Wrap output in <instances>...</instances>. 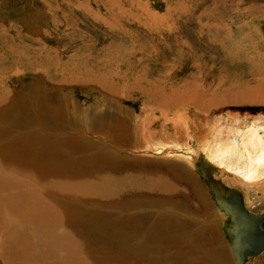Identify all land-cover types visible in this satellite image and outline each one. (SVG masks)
Segmentation results:
<instances>
[{
	"label": "rangeland",
	"instance_id": "rangeland-1",
	"mask_svg": "<svg viewBox=\"0 0 264 264\" xmlns=\"http://www.w3.org/2000/svg\"><path fill=\"white\" fill-rule=\"evenodd\" d=\"M65 94L69 95V100ZM1 97L6 99V104L0 108V118L6 105V109L10 106L14 108H11V115L4 122L5 133L0 134V163L4 159L12 162L28 160L27 168L32 172L26 173L24 179L20 169L18 172L13 169L12 172L9 171L10 167L0 166V177L9 180L7 185L13 183L12 191L18 189L38 199L43 198V201L64 200V197L44 191L39 181L44 178L50 185H56L57 179L63 181L70 177L71 181L74 177L87 176V169L107 170L109 163L115 166L113 169L117 172L115 169L119 163L115 160L122 164L125 160L129 161L124 158L128 155L120 146L131 143L132 115L147 113L158 116L161 112H183V115L190 116L192 113L198 115L200 111L215 118L229 114L248 118L262 115L264 0H0ZM16 109L20 111L17 113ZM203 115L202 123L207 120ZM121 122L124 123L123 128L127 125L129 133L123 138L120 133L115 138V130L119 129ZM87 125H93L94 128ZM105 134L106 140L103 137ZM18 136L37 138L38 144L30 152L27 151L30 155L15 156L20 145L16 140ZM108 141H112L111 144ZM66 143H73L74 146L64 147ZM47 146L48 151L52 149L51 154L47 151L44 153ZM80 146L81 149L78 148ZM55 152L65 153L64 159ZM52 153L56 154L55 159ZM42 156L52 158L50 161L55 165L51 162V167L57 164L60 169L62 164L66 167L62 171L57 168L55 174H40L37 166L32 164H36L37 158L41 159ZM155 161L149 159L147 162L169 169L170 172H175L176 168L180 170L176 165L179 161L174 158L166 162L160 159ZM70 163L78 165L72 166ZM131 163H134L131 164L133 174L127 179L130 182L121 183L123 185H118V188L116 185L112 187L124 191L128 190L132 180H141L147 185H142L143 188L136 195L103 202L93 201L90 205L80 199L74 203V206L86 210L83 213H108V221L111 222L116 220L125 224L124 218L131 215L139 218L136 233L128 228L124 232L119 230L123 235L117 231L119 235L114 236H123L121 241L120 238L113 239L105 234L98 237L94 234L92 238H95L91 239L99 252L90 250L95 256L90 264H122L123 260L128 264H235L222 231V216L214 207L207 184L193 168L181 165L177 179L185 178L177 191L171 190L172 194H168L161 187L158 177H150L145 173L149 165H142L135 160ZM171 164L176 165V168L169 167ZM77 166L82 169L77 170ZM27 181L28 184L24 185ZM227 184L242 192L249 211L264 213L262 190L255 198L256 202L251 203L242 187ZM182 186L193 190L182 192ZM79 192V195L83 194ZM130 200L133 203L125 209L123 204ZM2 220L0 245L11 240L10 231L7 232L5 227L9 223L7 220L3 223ZM155 223L163 227L155 229ZM85 224L84 220L82 228ZM6 232L9 236L5 239ZM19 237L20 241L23 240L21 242L30 243V239L35 241L37 247L30 249V255L39 259L35 264L56 263L55 259L45 256L43 250L46 245L40 246L36 236ZM112 239L115 241L112 242ZM123 239L129 242L126 244ZM105 240L115 246L110 248L109 243L106 246ZM124 243L127 249H131L128 254L125 246V249L121 247ZM107 247L114 249L111 251L113 254L121 252L120 258L128 257L127 260L115 256L117 259L113 263L115 259L112 261L113 254ZM114 247H117L116 250ZM137 249L140 251L135 254ZM4 250L1 247L0 264L5 262L2 257ZM16 250L22 255L27 252L19 244ZM106 252L110 256L108 261ZM37 253L42 257L34 256ZM132 258L134 262L136 260L135 263ZM251 260L249 264H264V251ZM83 262L81 264H86ZM30 263L34 264V260Z\"/></svg>",
	"mask_w": 264,
	"mask_h": 264
},
{
	"label": "bare ground",
	"instance_id": "bare-ground-1",
	"mask_svg": "<svg viewBox=\"0 0 264 264\" xmlns=\"http://www.w3.org/2000/svg\"><path fill=\"white\" fill-rule=\"evenodd\" d=\"M67 94H65V95H66V97H68V100H69V95L67 96ZM0 100H1L0 101V108H1L4 104H6V99L1 97ZM7 103L10 104L8 101H7ZM214 103H215V101H214ZM7 106L8 105H6V108H8ZM120 107H119V109H121ZM6 108H5L3 114L0 118V134L5 133L6 127L3 126L4 122L9 119V118H7V116L9 117L11 115V108H14V107L10 106L9 109H6ZM122 109H124V108H122ZM80 110L82 113V109H80ZM18 111H20V110H17V113H18ZM204 113H205V111H200L198 113V115L196 113H192L190 116L183 115V112L182 113H175V114H166L164 112H161L160 115H158V116L153 115V114L146 115L147 113L145 115L144 114L132 115V117L130 118V124L132 125V127L130 128L131 129V135H129V136H131V140H130L131 143L128 141L130 144H125V146H120V148L123 149V151L127 153L128 156H126L124 158L129 159V161H130V162L128 161L129 164H128L127 160H125V163H124V164L127 163L126 165L122 164L119 160H115L114 162L119 163V166L116 167V169H115V170H117V172L114 171L113 168H115V166H113L111 163L108 164L107 170L106 169L101 170V168L100 169L99 168L98 169L92 168V169L88 170L85 167L87 169V173H89L87 176H85V173H83L85 177L82 176L83 178L79 177L78 179H75V177H74V179L73 178L70 179L71 181H69L70 177L68 178V180H66L67 179L66 178L63 181L57 179L56 185H50L49 182L45 181L44 178L41 179L42 177H40L41 180L40 181L38 180V181H39V184L44 189V191H46L50 194H54L60 198L64 197L63 198L64 200H70L66 204L61 203V202H64V200H62V199H61V201H57V202L56 201H50V200H44L43 201L42 200L43 198L38 199L39 197L36 198L37 196H33L32 194L18 191V189H17L18 187H16L17 190L12 191L11 188L14 186L13 183H12V185H7V184H9V182H8L9 180L7 181L6 179L0 177V220L4 219L1 222H3V221L5 222L7 220V222L9 224L7 223L8 227L7 226H5V227L7 228L6 229L7 232L9 230L10 231L9 234L12 235V236L10 235L11 240L7 239V240H9V241H7L8 242L7 244L4 242L3 244L0 245V249H1V247L5 249L4 250L5 252L2 254V257L5 261V262L3 261L4 264H21L22 262H25V264H27V263H30L32 260H34V264H35L39 260L38 258L32 257L30 255L32 253V252H30V249H33V247H37L34 244L35 241L30 239L29 242L31 244L28 242L27 243L21 242L23 240L20 241V237L18 238L19 235H21V237H22V235L23 236L28 235V237H29L31 234L36 236L37 237L36 239H38V242L41 244L40 246L45 247V245H46L45 251L43 250V253H45V256L50 257L51 259L52 258L55 259V262H56L55 264H79V262L81 264V261H84L83 263L86 262V264H90L92 259H94V257H95L92 254V252L94 250L97 251V249L94 248L96 243H94L92 240L93 238H95V237L92 238V236H94V234H96L97 237H98V235L105 234V235H107L113 239H115V238L119 239L120 238V241H121L123 236H120L119 238L114 236L118 233L117 231L120 230V231L124 232V230L126 228H128V229L135 230V233H136V230L139 228L138 225L136 224L137 222H139V218L136 217V215H133V216L131 215L130 217L128 215H126L129 218H124V221H125V224H124V222H121V221L116 222V220H113L112 222L108 221L110 216L108 215V213L105 214L106 212L105 213L104 212L98 213V212L92 211V215H91V214L83 213L84 211H86L83 208L78 207V206H74V203L76 201L78 202V199H80V201L83 202L84 204L90 205L93 201L103 202L105 200H116V199H121L123 197L128 198L129 196L136 195L135 193L140 192V190L143 188L142 185H147L146 183H143L141 180H137V181L133 182V180L131 179L132 181L129 184V186L128 187L126 186L128 188V190L124 189V191H122L121 188L115 189L112 187L113 185H116L118 188V185H119V187H120V185H123L121 183L130 182L127 179L129 178V175L133 174V172H131V167H132L131 164H134V163H131V161H133V160H135L139 163H142V165H149L147 167L148 170L145 171V173L147 175H149L150 177H154V178L158 177V179L160 180L161 187L168 194H172L170 192L171 190H172V192L177 191V189L179 188V185L182 184L181 181L185 178V176H184V177H181L179 180L177 179L181 173V171H180L181 165L182 164L185 166L188 165L190 168H193V170H195L196 173L199 174L200 177L207 184L209 191H210V194L212 196V199L214 200V203H215L214 207H216L219 214L222 216L221 217L222 218L221 219V223H222L221 227H222V231L225 234V237L228 241L227 247L229 248L231 254L233 255V259H234L235 264H237L236 258L234 257V253L232 252V248H231L232 239L235 236L233 233L234 230L232 229V222H233L232 218H231L232 216H231V214L226 213L225 210H222L217 205V202L213 198V195H212V189L211 188L213 185L209 184L207 179H205L197 171V168H201L202 166L195 167V165L196 164L203 165V167L205 168V170L208 174L207 177L210 180H214L216 183H218L219 187H223L226 189L228 199L232 198V192L234 189L237 191H239V190L234 188V187L229 186V184H227V182L238 185L239 187H242L245 194L249 198L248 200L251 203L256 202L255 198L258 197L257 195L259 194L260 190H262V192L261 191L260 192H261L262 196H264V115L258 114V115L251 117V118L250 117L248 118V117H245V116H242L239 114H229V115L227 114L228 116L218 115L215 118L209 114H206V113L204 114ZM252 113H256V112H252ZM169 115H171L172 117H169ZM202 115H203V117H205L207 119L206 122L202 123V120H201ZM80 120H82V119H79V121ZM155 120H158V121H155ZM12 121H14V120H12ZM6 123L8 124V122H6ZM156 123L159 125H157ZM95 124H93V125H95ZM93 125H87V127L92 128ZM97 125H96V127H97L96 129H98V126H99V125L98 126ZM123 125H124L123 122H121L118 125L119 129L115 130V138H118L120 136V133H121L122 138H123L125 136V134L128 132L126 129L127 125H125V128H123ZM20 126H21V124H20ZM93 128H94V126H93ZM99 129H100V126H99ZM81 130H83V129H81ZM102 131L105 132V130H102ZM99 132H100V130H99ZM31 133H32V131H31ZM92 134H93V132H92ZM43 135H45V134H43ZM103 137H104V140L108 139V138H106V134ZM69 138H70V136H69ZM43 139L44 138H42V140ZM16 140L20 143V145L18 146V148L16 150L17 154L15 153V156H17V155L20 156V155H24V154H25V156L30 155L27 153V151L30 152L31 149H33V147L38 144V143H36L37 138L34 136H25V137L18 136L16 138ZM108 142L111 144L112 141H108ZM61 144H63V143H61ZM41 146L42 145H40V147ZM65 146H68V147L70 146V148H71V146H74V144L73 143H66V144H64V147ZM58 147H61V146H58ZM64 147L62 149L66 150ZM45 148H46V150L44 153H46V151H47L51 154L52 149L49 148V150L51 149V151H48V149H47L48 146ZM70 148L69 149L67 148V149L70 151ZM78 148L81 149L82 146H80ZM53 149H55V148H53ZM73 149H76V148H73ZM57 150H58V148H57ZM54 151H56V150H54ZM78 151H80V150H76V152H78ZM73 152H74V150H73ZM49 153H47V156ZM55 153L58 154V152H55ZM59 153H60V151H59ZM69 153L67 152V154H69ZM56 154L53 155V153H52V155H53L52 157L54 158V156H56ZM64 154L65 153L58 154L60 156L62 155V158L61 157H59V158L64 159V157H65V156L63 157ZM40 157L37 158L38 160L36 161L37 163L35 162L36 164H32V165L37 166V169H38L37 171L40 174H45V173H47L49 175L51 173L55 174L56 171L58 169H60L57 166L58 164L56 166L51 167L52 166L51 162H53V161H50L52 159L51 157H50L51 159L48 157L47 158L43 157V156L40 159ZM10 158H11V156H10ZM69 158H71V157H69ZM173 158L179 161L176 163V165L178 167H180V170H179L178 168L175 167L176 165L171 164L169 167L176 168L175 172L174 171L170 172L169 169H166L162 166L161 167L152 166V165H154L153 163L147 162V161H149V159H152V160L154 159V162H157V161H155V159H158V160L160 159L161 161L166 162L165 160H170ZM3 159H4V157H3ZM33 159H32V161H34ZM2 161H3V163H0V166L10 167L9 171L11 170L13 172V169L16 170V172H18L17 171L18 169H20V171H23L22 176L24 177V179H26V177H27L26 173L30 174L32 172V171H29V169L27 168L28 163H29L28 160H24V162H21V161L12 162V161H10V159H4ZM64 161H66V159ZM81 161H83V160H81ZM85 162H86V160H85ZM89 162H91V161H89ZM122 162H124V161H122ZM56 163H57V161H56ZM82 163L83 162H81V164ZM147 163H149V164H147ZM70 164H72V166L78 165V164H73V163H70ZM54 165H55V163H54ZM62 165H63L62 168L66 167V166H64V164H62ZM67 165H69L68 162H67ZM87 166H88V163H87ZM80 167H82V166H80ZM135 167H137V166H135ZM154 167H157L160 169H157ZM62 168L60 169L61 171L64 170ZM68 168H70V167H68ZM105 168H106V166H105ZM137 168H139V167H137ZM78 169L79 168L77 166V170ZM80 169H82V168H80ZM164 169H166V170L164 171ZM60 170H59V173H60ZM118 170L121 173L118 174ZM70 171H71V169H70ZM76 172H78V171H76ZM59 173H57V174H59ZM68 174H69V172H68ZM74 174L76 175V173H74ZM74 174H72V175L74 176ZM60 175H61V173H60ZM7 176L10 177L9 175H7ZM39 176H41V175H39ZM57 177H58V175H57ZM5 178H7V177H5ZM10 180H12V178ZM14 182H16V181H14ZM26 183L28 184V181L23 183V184L26 185ZM183 185H185V184H183ZM181 189H182V192L193 190L192 188L186 187V186H182ZM195 190L196 189L194 188V191ZM79 191L83 192V194L81 193L79 195V193H80ZM239 192L241 194L240 198L242 199L244 209L249 211L245 206V201H244V197H243L242 192L241 191H239ZM46 195H48V194H46ZM251 197H253L254 199L251 200ZM57 199H59V198H57ZM134 201L136 202V200H134ZM132 203L133 202H131V200H130V201L125 202L123 204V206L125 207V209H127V207H129L130 204H132ZM137 208H138V206H137ZM212 208L213 207H211V210H212ZM89 210L91 211V209H89ZM134 210H136V209H134ZM131 211H133V210H131ZM249 212H251V211H249ZM185 213H187V212H185ZM253 213H255V212H253ZM255 214L256 215H259V214L263 215V217L260 218V222H261L260 228H261V231L264 232V213L262 212V213H255ZM199 216H200V214H199ZM204 218H206V217H204ZM84 220L86 221V224L82 228L81 223H83ZM98 222H100L102 224H99ZM4 225H3V228H4ZM0 226H1V224H0ZM153 226L155 229H158V228L160 229V227L162 225H158L157 223H155ZM20 227H22L24 229H22ZM166 228H167V226H166ZM166 228L164 230H166ZM3 231H5V230L3 229ZM120 231H119V234L121 233ZM133 233H134V231H133ZM119 234H117V235H119ZM121 234L123 235V233H121ZM7 235H8V233L6 234L5 239L9 236V235L8 236ZM124 236L126 238V235H124ZM2 238H4V237L2 236ZM0 239H1V237H0ZM124 239H123V241L125 243L129 242V241H126L127 239L126 240H124ZM107 240H110V239H108V237H107ZM114 241L115 240H113L112 242H114ZM116 242H118V241L116 240ZM105 243H107V244H105L107 246L109 242L106 241ZM125 243L123 246H121L120 244L119 245L122 248H124ZM18 244H19V246L25 247V249L27 250L26 253L24 252L25 253L24 255L21 254L22 252L17 253L16 247L18 248ZM98 244H99V242H98ZM103 244H104V242H103ZM100 245H98V246L100 247ZM109 246L111 248V246H115V245L114 244L111 245L109 243ZM107 248L109 249V247H107ZM116 248H115V250H116ZM125 248H126V246H125ZM101 249H103V248H101ZM108 249H106V250L109 251L110 249L109 250ZM129 249H127V251H126L127 254H128ZM90 250H93V251L90 252ZM113 250L111 249L109 252L112 253L111 251H113ZM132 250H133V248H132ZM18 251H20V250H18ZM23 251H24V249H23ZM34 251L35 250H33V252ZM130 251H131V249H130ZM137 251L139 252L140 250L137 249L135 252H137ZM263 251H264V248H262L261 251L256 253V254L248 255L244 264H249L250 260L253 259V257L259 255ZM97 252H99V249ZM135 252H133V253H135ZM138 252L135 254H138ZM94 253H96V252L94 251ZM108 253L106 254V256L108 255ZM119 254H121V252ZM119 254H117V252H116V254L112 255L114 257V258H112V261H113V259H115V261L113 263L116 262L117 257H118V259H122V258H120L121 255H119ZM123 254L125 255V253H123ZM109 255H111V254H109ZM34 256H41L42 257V255H40V253H37ZM96 256L98 257L99 255H96ZM101 256H102V254L100 255V258H101ZM106 256H105V258H106ZM115 256H117V257L115 258ZM109 257L110 256H107V258H106L107 261H108ZM123 257H125V256H123ZM129 257H131V256L129 255ZM127 258H123V259L127 260ZM131 260H133V258ZM99 261H100V259H99ZM101 261L103 262L102 259H101ZM137 261H138V259H137ZM105 262H106V260H105ZM123 262H124V264H128V262L126 263V261H124V260L122 261V264H123ZM135 262H136V260H135ZM135 262L133 260V263H135ZM139 262H140V259H139ZM251 262H252V260H251ZM39 263L40 262H38V264ZM117 263L118 262H116V264ZM107 264H111V263H107ZM138 264H141V263H138ZM142 264H146V263L142 262ZM148 264H150V263H148Z\"/></svg>",
	"mask_w": 264,
	"mask_h": 264
},
{
	"label": "water",
	"instance_id": "water-1",
	"mask_svg": "<svg viewBox=\"0 0 264 264\" xmlns=\"http://www.w3.org/2000/svg\"><path fill=\"white\" fill-rule=\"evenodd\" d=\"M197 171L209 182L212 186V195L216 200L217 205L231 214L232 229L234 230V238L232 239V252L236 258L237 264H244L247 256L256 254L264 248V232L261 231L260 218L263 215H256L244 209L240 192L233 190L232 198L228 199L226 189L219 187V184L207 177V172L203 165L196 164ZM237 233V234H236Z\"/></svg>",
	"mask_w": 264,
	"mask_h": 264
}]
</instances>
